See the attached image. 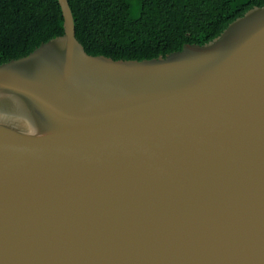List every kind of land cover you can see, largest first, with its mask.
<instances>
[{
    "label": "water",
    "instance_id": "1",
    "mask_svg": "<svg viewBox=\"0 0 264 264\" xmlns=\"http://www.w3.org/2000/svg\"><path fill=\"white\" fill-rule=\"evenodd\" d=\"M63 34L0 64V264H264V6L165 57Z\"/></svg>",
    "mask_w": 264,
    "mask_h": 264
},
{
    "label": "trees",
    "instance_id": "2",
    "mask_svg": "<svg viewBox=\"0 0 264 264\" xmlns=\"http://www.w3.org/2000/svg\"><path fill=\"white\" fill-rule=\"evenodd\" d=\"M87 54L143 60L205 44L264 0H67ZM63 34L58 0H0V64Z\"/></svg>",
    "mask_w": 264,
    "mask_h": 264
}]
</instances>
